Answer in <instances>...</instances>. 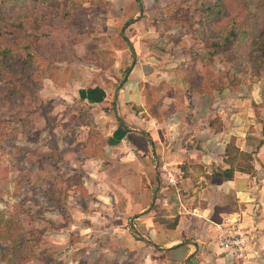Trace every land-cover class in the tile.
<instances>
[{
  "label": "rangeland",
  "instance_id": "obj_1",
  "mask_svg": "<svg viewBox=\"0 0 264 264\" xmlns=\"http://www.w3.org/2000/svg\"><path fill=\"white\" fill-rule=\"evenodd\" d=\"M13 1L6 0L5 5L9 6ZM133 1L69 0L67 4H52L42 8L47 14L45 19L33 22L31 18L33 23H29L26 30V19L19 22L21 20L10 16L1 20L4 29L13 31L12 35L2 38L1 45L21 50L27 41L40 43L33 54L36 59H40V75L43 79L39 98L33 103L31 101L32 108L25 110L26 124H21L9 114L16 100L13 102L12 98H0L3 101L0 102V119L8 127L7 132L0 130V211L6 217L17 218L25 231L41 235L37 243L38 250L28 252L23 264H141L145 255L143 249L138 250L139 247L136 250L133 249L136 246L125 250L123 243L119 245L118 242L117 247H110L111 243H108L109 247H99L104 236L98 232H105L106 228L118 225L126 230L128 222L124 223L120 219L115 222L103 221L100 217L89 221L80 218L81 215H73L77 207L75 202L83 204V210H96L92 208V204H96L95 196L78 185L85 182L80 172L81 162L84 158L98 154V151L96 149L90 153L82 146L79 147V144L86 141L81 138V124L77 121H93L87 106L73 103L71 96L66 99L71 105L62 103L65 100L59 93L56 94L53 84L63 86L65 82L76 81L79 86H92L106 83L112 90L109 93V101L112 102L126 81L130 67L139 62L146 65L148 73L147 80L139 84L146 103V113L150 111L149 116L157 120L153 124L163 120L172 123L177 118L173 115L176 111L184 114L182 107H186V104L183 102L182 88L188 86L185 84L192 86L189 87V95L195 100L202 96L215 100L221 95L213 91L211 86L216 80L222 82L221 73L228 71L229 77L234 78L231 83L235 85L233 83V89L224 93L226 101L230 104L233 99L246 98L241 105L244 113L248 103L255 113L254 118L264 127V61L254 71L245 47L238 50L239 57H234L233 48L229 49V46L225 47V51L220 50L210 56L214 47L193 36L194 31L200 35L208 27L212 31L213 24L208 26L205 23L202 26L200 23L205 19V7L215 0H141V9L135 6L132 12L124 13L130 3L134 5ZM237 1L246 5L244 11L246 14L248 10L251 30L264 36V0ZM236 4L231 2L228 9L231 11L230 19L242 20L243 9H234ZM129 21L133 22L126 25ZM223 21L221 18L217 20L218 23ZM223 33L224 30L216 29L215 35L221 38ZM8 74V71H3L0 80L5 82ZM172 84L179 89L175 92V98L169 91ZM1 89L0 95L7 92L6 87ZM144 117L151 119L146 114ZM101 121L108 126L111 121L115 122L106 121L104 117ZM142 122L130 127L139 129ZM91 127L97 130L96 124ZM153 130L150 133L155 135ZM45 141L51 151L45 147ZM166 142L165 147L170 149L172 145ZM184 142L186 140L174 141L177 145ZM87 145L88 149L93 146ZM78 148L77 152L81 154L71 158L69 152ZM101 152L104 153V150ZM237 162L243 164L247 160L239 155L236 157ZM178 172H175L177 178ZM158 174L160 178L161 172ZM179 175L182 176L180 172ZM89 182L86 183L88 186ZM69 183L76 186L71 187ZM160 186L166 187L167 184L162 181ZM49 189H57L61 193L51 200L52 203H59L57 208L47 205L46 199L53 196L52 192H46ZM99 189L102 190L101 195L110 194L109 189ZM171 191L169 187L165 192L169 194ZM85 202L90 203L89 210ZM60 209L65 217L60 214ZM75 224L77 228L73 227ZM88 226L92 229L80 235L79 231ZM5 234L0 238L4 246L9 244L8 235ZM40 250L46 253L42 255ZM5 261L2 259L0 264H6Z\"/></svg>",
  "mask_w": 264,
  "mask_h": 264
},
{
  "label": "crops",
  "instance_id": "obj_2",
  "mask_svg": "<svg viewBox=\"0 0 264 264\" xmlns=\"http://www.w3.org/2000/svg\"><path fill=\"white\" fill-rule=\"evenodd\" d=\"M134 1L133 6L129 2L124 13L132 12L135 6L141 9L142 1L140 5ZM145 67L139 62L130 67L126 81L112 102L109 101L112 90L106 83L79 86V82L73 81L72 87L69 82L55 86L49 80L56 94L59 93L65 100L62 103L71 105L66 100L71 96L73 103L86 105L89 114H92V123L79 122L84 141L94 124L103 138L111 136L121 122L128 129L118 146H105L104 153L84 158L81 162L80 172L85 181L83 187L95 196L96 204H92V208L96 210H83V204L75 202L77 207L73 215H81L80 218L89 221L100 217L103 221L115 222L120 219L128 222L126 230L119 225L103 228L105 232L97 233L104 236L103 242L96 246L109 247L108 243H111L110 247H117L118 242L119 245L123 243L125 250L139 247L138 250L143 249L145 254L141 264H264L263 125L254 118L255 113L248 103L244 113L241 105L246 98L233 99L228 104L227 96L222 93V98L219 95L215 100H208L205 96L195 100L189 95V84L182 88L183 102L186 104V107H182L184 114L176 111L173 115L177 118L172 123L163 120L155 125L153 122L157 120L146 113V103L139 88V84L148 78ZM95 86L104 89L105 100L98 104L81 101L79 90ZM174 87L177 85L170 86L169 91L175 98V92L179 89ZM145 114L151 119L144 117ZM102 117L115 122L111 121L108 126L101 121ZM139 121L143 123L141 128L130 127ZM152 129L155 135L150 133ZM179 140L186 142L174 143ZM231 140L237 149L231 151L233 156H226ZM166 141L172 145L170 149L165 147ZM44 145L49 147L46 141ZM48 150L51 151L50 148ZM90 151H96V148L92 146ZM241 152L251 154L252 160L236 163V157ZM69 153L71 158L81 154L76 151ZM231 168L234 171L232 176L222 177V172ZM164 170L182 174L178 172L175 187L160 186ZM87 181H90L89 186ZM100 187L109 189L110 194L101 195ZM169 187L172 197L165 192ZM88 204L86 208L89 210ZM227 220L247 235V250L242 259L218 245V225ZM73 227L77 228V224ZM89 229L92 228L88 226L79 234L83 235Z\"/></svg>",
  "mask_w": 264,
  "mask_h": 264
},
{
  "label": "trees",
  "instance_id": "obj_3",
  "mask_svg": "<svg viewBox=\"0 0 264 264\" xmlns=\"http://www.w3.org/2000/svg\"><path fill=\"white\" fill-rule=\"evenodd\" d=\"M2 5L0 4V42H2V38L7 35H12L13 31H7L1 26L2 19H8L6 17L14 16L19 22H22L24 19L27 20V23L24 25V29L28 28L29 23L35 22L37 19H45L46 15L44 11L45 7L50 6L52 4H61L62 2L67 4L69 0H14L11 5H5L6 0H0ZM139 5L141 4L140 0H136ZM17 2V3H16ZM231 2L238 5L234 9H243L241 14L243 15L242 20H233L230 19V14L228 9L231 7ZM5 8H4V7ZM245 4L241 3L237 0H215L213 4H209L205 7V19L200 23L202 26L206 23L208 26L212 25V31L208 29L203 30L202 33L197 34L195 31L193 32V36L196 39H200L210 45V47H214V49L209 53L210 56L217 54L220 50L223 51L225 47L229 46V49L233 48L234 57H239L238 50L242 47H245L247 50V56L252 64V69L256 71L258 70L259 64L261 61H264V36L262 34L254 33L249 24V13L248 10L245 14ZM228 7V8H227ZM43 11V12H42ZM31 18H33V22H31ZM221 18L224 21L222 23H218L217 20ZM46 21H44L45 23ZM133 21H129V23ZM226 22V23H225ZM17 23V21L15 22ZM35 24V23H34ZM43 25V23H42ZM14 29L15 26H11ZM47 27V26H46ZM216 29L224 33L220 38L215 35ZM8 38V37H7ZM126 41L127 39L123 37ZM127 43L128 40H127ZM35 40L27 41L24 45H22L21 50H14L12 47L8 45L0 44V72L2 74L3 71H8V75H6L5 82H2V87L7 89V92L0 95V98L11 99L15 102V107L9 111L10 116L17 119V121L21 122V124H26L25 119L26 114L25 110L32 108V103L35 102L39 98V91L41 90V78L40 75V59H36L34 57L33 52L35 53L37 45ZM131 48V47H130ZM59 50V49H58ZM225 51V50H224ZM29 52V53H27ZM54 54V53H53ZM245 54V53H244ZM129 71V69H128ZM0 74V79H2ZM230 73L228 71L221 73V81L216 80V83L212 85L211 89L218 94L225 93L228 90L233 89L234 85L231 83L234 81V78L229 77ZM233 85V86H232ZM0 86V92L1 87ZM191 86V85H190ZM192 87V86H191ZM190 87V88H191ZM210 88V87H209ZM193 89V88H192ZM79 98L81 101H87L90 104H98L105 100L106 92L99 86L89 87L87 89L79 90ZM3 99V100H5ZM3 102V101H0ZM147 110V108H146ZM3 113H7V111H3ZM151 112L149 111V114ZM155 117V116H154ZM80 122V121H77ZM0 130L3 132L8 131V127L3 119H0ZM128 129L121 123L118 124V127L113 131L112 135L108 138H103L101 134L95 130L91 129L89 131L86 143L79 144V147L88 149L87 144H92L98 151V154L88 155L91 157H95L102 154V149L105 146L116 147L121 141L125 138ZM18 150H21L17 148ZM236 147L234 145V141L231 140L226 149V156L231 154V151H236ZM78 149H73V151H78ZM92 153V152H90ZM240 156H242L245 160L251 161V154L241 152ZM251 169V168H250ZM250 169H248L250 171ZM241 171L245 172L243 168H240ZM233 168L225 170L222 172V177L229 178L232 176ZM69 186H76L75 184L69 183ZM81 189H83V182L78 185ZM47 193L52 192L50 198H47V205L49 207L57 208V205L52 203V199L54 196L61 194L57 189H49L46 191ZM60 214L65 217L64 212L60 209ZM2 234L8 235L9 244L5 246L0 241V261L6 260V264H23L28 252L31 253L33 249H37V243L39 242L41 235H34L33 232L25 231L24 227L20 224L17 218L6 217L0 211V238ZM45 231L43 232L44 235ZM40 253H46L45 250H40ZM44 262H46L45 257H43ZM55 264V263H54Z\"/></svg>",
  "mask_w": 264,
  "mask_h": 264
},
{
  "label": "built area",
  "instance_id": "obj_4",
  "mask_svg": "<svg viewBox=\"0 0 264 264\" xmlns=\"http://www.w3.org/2000/svg\"><path fill=\"white\" fill-rule=\"evenodd\" d=\"M162 178L164 183L171 187H175L178 183L176 173L171 170H164ZM218 229L220 231L218 239L219 247L227 253L236 256V258L242 259L247 250V235L241 233L238 228L228 220L218 225Z\"/></svg>",
  "mask_w": 264,
  "mask_h": 264
},
{
  "label": "water",
  "instance_id": "obj_5",
  "mask_svg": "<svg viewBox=\"0 0 264 264\" xmlns=\"http://www.w3.org/2000/svg\"><path fill=\"white\" fill-rule=\"evenodd\" d=\"M121 124H122V122H121ZM130 225H131V227L133 226V225H132V221L130 222Z\"/></svg>",
  "mask_w": 264,
  "mask_h": 264
}]
</instances>
